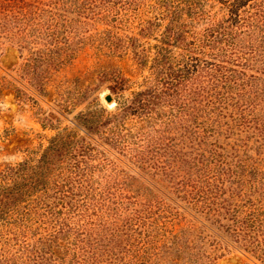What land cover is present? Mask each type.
<instances>
[{
    "label": "rangeland",
    "instance_id": "obj_1",
    "mask_svg": "<svg viewBox=\"0 0 264 264\" xmlns=\"http://www.w3.org/2000/svg\"><path fill=\"white\" fill-rule=\"evenodd\" d=\"M32 1L36 6L26 19L9 24L7 33L0 31V184L9 168L38 164L64 130L86 136L77 128L80 113L114 111L116 99L122 102L148 86L146 78L154 84L160 48L170 54L167 62L176 63L189 43L223 19L233 0ZM173 33L180 42L170 39ZM167 93L152 117L126 120L120 142L96 148L88 140L95 149L84 148L85 157H76V178L68 173L80 183L75 194H68L63 206H55L62 195L51 194L52 211L59 215L35 224L43 228L29 233V246L21 237L0 236V264H38L28 250L42 247L40 234H55L56 222L70 232L57 233L43 246L47 264H175V258L183 264L184 255L175 254L188 231L194 236L190 258L199 264H264V243L263 258L246 251L188 205L177 180L169 183L152 168L160 139L179 143L182 132L173 121V92ZM106 94L114 103L105 102ZM217 131L222 147L239 157L264 156V139L256 133L235 131L226 137L225 129ZM201 223L212 228L202 229ZM83 257L96 260L81 263Z\"/></svg>",
    "mask_w": 264,
    "mask_h": 264
},
{
    "label": "trees",
    "instance_id": "obj_2",
    "mask_svg": "<svg viewBox=\"0 0 264 264\" xmlns=\"http://www.w3.org/2000/svg\"><path fill=\"white\" fill-rule=\"evenodd\" d=\"M34 6L32 0H0V23L4 22L0 31L7 33V26L26 19ZM226 8L223 19L189 43L183 58L176 63L167 62L170 54L160 48L154 60V84L146 78L148 86L132 92L122 102L116 99L114 111L80 113L77 128L86 136L66 129L51 140L38 164L20 163L2 174L0 236L21 237L29 246V233L43 228H36L35 224L40 221L45 225L47 215H59L52 211L55 202H50L51 194L62 195L55 206H63L68 194H75L80 183L68 173L76 178L80 171H76V157H85L81 154L84 148L95 149L88 140H93L96 148L120 142L126 120L131 115L152 117L161 102L166 103L163 96L171 89L175 100L170 104L177 109L173 121L182 132L179 143L160 139L155 150L161 152L158 156L153 154L152 168L169 183L177 180V190L185 194L188 205L203 214L207 222L242 242L246 251L263 256L260 247L264 243V156L242 158L236 150H226L219 143L217 130L225 129L226 137L235 131H252L264 139V0H233ZM170 39L180 42L181 36L173 33ZM260 146L263 148L264 144ZM255 194L259 196L254 198ZM54 224L58 227L55 234L48 230L40 234L37 241L42 247L31 245V250L27 249L29 257L33 256L38 264L49 261L43 246L53 242L57 233L70 232L63 222ZM201 227L212 228L205 223ZM201 233L203 230H199V239ZM193 237L192 231H188L177 244L175 256L184 255L183 264H199L198 258H190ZM91 259L96 260L83 257L80 262ZM175 259L178 264V258Z\"/></svg>",
    "mask_w": 264,
    "mask_h": 264
},
{
    "label": "water",
    "instance_id": "obj_3",
    "mask_svg": "<svg viewBox=\"0 0 264 264\" xmlns=\"http://www.w3.org/2000/svg\"><path fill=\"white\" fill-rule=\"evenodd\" d=\"M104 100H105V102H106L107 104H112V103H114V102H113V98H112V96L109 95V94H106V95L104 96Z\"/></svg>",
    "mask_w": 264,
    "mask_h": 264
}]
</instances>
